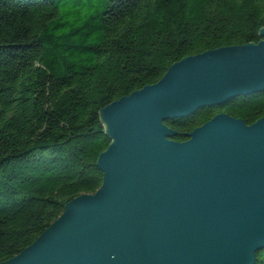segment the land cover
Here are the masks:
<instances>
[{"label": "trees", "instance_id": "1", "mask_svg": "<svg viewBox=\"0 0 264 264\" xmlns=\"http://www.w3.org/2000/svg\"><path fill=\"white\" fill-rule=\"evenodd\" d=\"M261 28L264 0H0V262L100 187L103 107L184 57L257 44ZM218 113L250 125L264 92L165 125L188 134Z\"/></svg>", "mask_w": 264, "mask_h": 264}, {"label": "water", "instance_id": "2", "mask_svg": "<svg viewBox=\"0 0 264 264\" xmlns=\"http://www.w3.org/2000/svg\"><path fill=\"white\" fill-rule=\"evenodd\" d=\"M258 36L184 57L103 107L110 143L96 160L100 187L67 202L0 264H255L264 251V116L247 125L218 113L188 134L165 122L264 92V28Z\"/></svg>", "mask_w": 264, "mask_h": 264}, {"label": "rangeland", "instance_id": "3", "mask_svg": "<svg viewBox=\"0 0 264 264\" xmlns=\"http://www.w3.org/2000/svg\"><path fill=\"white\" fill-rule=\"evenodd\" d=\"M256 260L261 264H264V251H261L257 254Z\"/></svg>", "mask_w": 264, "mask_h": 264}]
</instances>
